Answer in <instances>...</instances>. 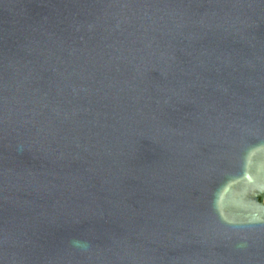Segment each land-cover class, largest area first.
Returning <instances> with one entry per match:
<instances>
[{
    "label": "water",
    "instance_id": "1",
    "mask_svg": "<svg viewBox=\"0 0 264 264\" xmlns=\"http://www.w3.org/2000/svg\"><path fill=\"white\" fill-rule=\"evenodd\" d=\"M0 264H264V0H0Z\"/></svg>",
    "mask_w": 264,
    "mask_h": 264
}]
</instances>
